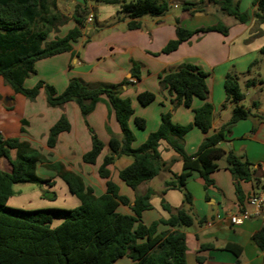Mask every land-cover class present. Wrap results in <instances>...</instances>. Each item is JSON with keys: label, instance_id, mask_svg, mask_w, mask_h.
I'll return each mask as SVG.
<instances>
[{"label": "crops", "instance_id": "obj_1", "mask_svg": "<svg viewBox=\"0 0 264 264\" xmlns=\"http://www.w3.org/2000/svg\"><path fill=\"white\" fill-rule=\"evenodd\" d=\"M200 1L168 0L170 9L165 15L158 18L145 16L139 20L140 29L130 30V19L121 13L118 5H100L91 0L86 3L84 0H57L59 10L65 2L73 6V12L77 5L86 6L88 15H94V21H86L83 36L73 44V52L37 62V73L24 82V87L31 89L37 82L43 81L53 86L58 93H62L72 78H79L89 85H120L128 81L121 97L131 100L134 114L129 120V128L135 137L133 147L138 148L146 142L150 134L158 130L166 114H171L175 124L192 125L194 110L204 104L195 98L190 108L174 107V97L160 86L161 75L175 72L184 63L199 66L208 74L206 83L209 102L213 105V122L209 135L219 131L231 118L233 106L223 107L226 103L224 84L228 74L236 75L245 94L242 104L251 108L253 101H259L260 108L253 110L255 117L233 124L221 147L248 160L254 169H258L255 170V175L263 176L264 56L260 51L264 47V23H259L255 17L254 0H240L241 12L246 13L249 18L246 23L223 15L211 0H203L201 13L191 14L182 8L184 3L199 4ZM72 14L69 15L70 19ZM177 21L182 28L191 32L213 27L218 23L225 24L229 31L226 36L219 32L195 34L176 51L162 53L171 41L177 39ZM76 25L72 19L69 20L65 25L67 29L61 27L58 33L49 36V40L56 36H66ZM135 65L139 69V77L131 74ZM249 80H255L257 85L247 89L245 85ZM147 96H151L150 100L143 104L141 99H146L143 97ZM63 114L68 118L71 130L62 133L56 147L51 149L47 145L50 129ZM138 121L143 122V128ZM107 126L114 136L121 137L119 123L106 103H99L94 112L84 119L76 104L68 103L64 108L49 107L44 91H41L35 101H30L15 94L0 77V134L4 138H18L30 142L49 161L62 162L69 171L81 176L85 185L91 187L97 196L107 190V181L99 176V168L109 154L111 137ZM93 133L104 143L105 148L96 164L90 165L83 161V156L92 149ZM204 137L201 130L193 126L185 135V152L188 155L195 154ZM159 149L167 170L154 178L155 180L142 184L138 190L140 194L149 189L154 191L150 200L152 209L144 212L142 216L145 225L170 218V213L163 208V202L173 209L184 206V195L181 191L164 189V183L172 174L182 173V160L166 142H161ZM132 162L131 158L122 157L109 167L111 179L119 187L120 195L128 197L131 202L136 194L119 179L118 173ZM217 164L218 170L211 177L212 185L207 186L197 173L187 182L186 189L191 193L193 202L185 209L195 219L191 227L183 229L187 241V264H238L237 260L239 264H264V252L253 241L254 235L264 229V209L259 212L248 204V199L259 191L260 185L252 181L241 183L244 198L240 202L235 181L226 162L219 160ZM0 168L11 170L9 164L1 159ZM37 173L41 178L55 182L54 187L44 184V191L56 193L57 186L61 184L59 181H62L56 173L47 171L42 165H39ZM61 190L64 196L73 197L70 198L73 208L80 205L78 198L69 192L65 183L61 184ZM15 191L18 195L8 201L11 207L57 208L48 202L53 198L57 200L56 194L45 197L40 189L22 191L15 188ZM119 211L131 214L128 206H120ZM243 212L251 213V218L242 225H233L231 217ZM229 244L242 248L240 258L237 259L227 249ZM202 246L207 248L203 250ZM115 264H132V261L125 257Z\"/></svg>", "mask_w": 264, "mask_h": 264}, {"label": "trees", "instance_id": "obj_2", "mask_svg": "<svg viewBox=\"0 0 264 264\" xmlns=\"http://www.w3.org/2000/svg\"><path fill=\"white\" fill-rule=\"evenodd\" d=\"M88 0H84L86 3ZM100 5H118L121 13L130 19V30L140 29L139 20L145 16L154 18L165 15L170 6L168 0H91ZM223 15L246 23L248 15L241 12L240 0H211ZM204 1L199 4L184 3L183 10L191 14L203 12ZM255 17L264 23V0H254ZM88 9L77 5L71 19L77 24L66 36H49L58 33L69 20L57 8V0H0V77L15 94L35 101L44 91L46 102L52 108H64L68 103L78 106L86 119L99 103H106L114 112L121 129V137L110 134L109 154L99 168V176L106 180L107 190L97 196L91 187L85 185L81 176L69 171L62 162L49 161L30 142L18 138H4L0 134V159L5 160L11 170L0 168V264H115L121 258H128L132 264H187V241L183 229L195 223L194 217L185 207L173 209L163 202V208L170 213L167 220L161 219L145 225L143 213L152 209L150 203L154 195L152 189L144 194L139 187L167 170L161 158L160 145L166 142L181 158L183 171L172 174L164 183V189H177L184 195V205L191 206L193 197L186 189L189 178L197 173L207 186L213 184L212 174L218 170L217 162L224 160L235 181L236 193L243 202L241 183L255 182L260 185L262 176L255 175L253 165L233 151H226L221 144L227 140L231 126L236 122L255 117L253 110L260 108L259 101H253L251 108L242 103L245 100L239 77L228 74L225 80L226 105H232V115L219 131L209 135L213 122V105L209 102V89L206 83L208 74L191 63L181 64L175 72L161 75L160 86L174 97L173 106L190 108L193 100L203 101L194 110L192 125L183 126L172 121L166 114L158 130L149 135L138 148L133 147L135 137L129 128V120L134 114L131 100L121 97L128 81L120 85H89L79 78H72L62 93L39 81L31 89L24 82L37 73V62L63 53L73 52V44L81 38L86 28ZM229 27L223 23L191 32L182 28L177 21V39L171 41L162 53L176 51L179 46L195 34L219 32L227 35ZM260 53L264 56V47ZM132 76L139 77L135 65ZM257 85L249 80L246 88ZM151 96L141 99L143 104ZM264 120V115L262 117ZM143 128V122L138 121ZM195 126L204 134L198 151L193 155L185 152V135ZM25 132V129H22ZM71 124L65 114L50 129L47 145L53 149L62 133L70 132ZM105 148L104 143L93 133L92 149L83 156L86 164L95 165ZM128 157L132 164L119 171L118 177L136 196L133 202L119 193V187L111 179L109 169L118 158ZM42 165L56 173L68 187L69 192L78 198L80 205L72 209L42 208L22 209L8 205L11 197L17 196L15 186L37 184L54 187L55 182L41 178L37 169ZM54 199V198H53ZM120 206H128L131 214H123ZM253 241L264 252V229L254 235ZM202 246V249H206ZM227 249L240 258L242 248L229 244ZM239 264V260H237Z\"/></svg>", "mask_w": 264, "mask_h": 264}, {"label": "rangeland", "instance_id": "obj_3", "mask_svg": "<svg viewBox=\"0 0 264 264\" xmlns=\"http://www.w3.org/2000/svg\"><path fill=\"white\" fill-rule=\"evenodd\" d=\"M129 1V0H128ZM70 3H68V5L66 4V2L65 3H63V7H60V11H62L63 12V14H68V16L67 17H69V15L71 14V13H73V6H70L69 5ZM70 7V8H69ZM72 9V10H71ZM71 12V13H70ZM89 13V12H88ZM70 18V17H69ZM75 22V21H74ZM65 27V26H64ZM63 28V27H62ZM65 29H67V26L64 28V30ZM69 29V28H68ZM52 36H54V33L53 34H51ZM86 43V42H85ZM86 44H88V43H86ZM32 78V76L30 77V78H28V79H31ZM27 79V80H28ZM38 83V82H37ZM36 83V84H37ZM36 84H35V86H36ZM246 86V85H245ZM44 169H46L45 167H43ZM47 171H50V170H48V169H46ZM52 172V171H51ZM156 179V178H155ZM154 179V180H155ZM59 182H61V184L62 185H64V182H62V181H59ZM61 184H60V186H57V191H56V195L58 196L57 197V200L54 198V199H50V200H48V202L52 205V206H54V207H57V208H65V209H70V208H73L72 206H71V199L70 198H73V197H71V196H64V193H63V191L61 190ZM59 185V184H58ZM44 186V185H43ZM15 188H17V189H21L22 191H31V190H38V189H40V186L39 185H37V184H23V185H18V186H15ZM43 190H44V188H42ZM47 201V200H46ZM183 207H186L185 205L183 206ZM15 208V207H14ZM27 208H29V207H26V208H22V209H27ZM180 208H182V207H180ZM28 210V209H27Z\"/></svg>", "mask_w": 264, "mask_h": 264}, {"label": "built area", "instance_id": "obj_4", "mask_svg": "<svg viewBox=\"0 0 264 264\" xmlns=\"http://www.w3.org/2000/svg\"><path fill=\"white\" fill-rule=\"evenodd\" d=\"M88 23H92L94 21V15L89 14L87 17ZM261 170L264 173V164L261 167ZM248 204L253 207L257 211H262L264 209V174L261 178L260 189L257 193L253 194L248 199ZM252 214L249 212H243L241 214H237L231 217V223L233 225H242L245 221L251 218Z\"/></svg>", "mask_w": 264, "mask_h": 264}]
</instances>
